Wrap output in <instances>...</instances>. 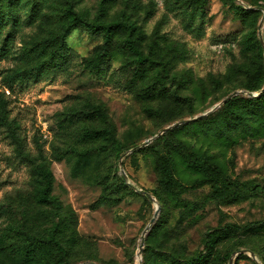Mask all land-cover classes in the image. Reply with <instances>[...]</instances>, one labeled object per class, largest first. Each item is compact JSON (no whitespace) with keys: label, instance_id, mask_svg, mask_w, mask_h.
<instances>
[{"label":"rangeland","instance_id":"1","mask_svg":"<svg viewBox=\"0 0 264 264\" xmlns=\"http://www.w3.org/2000/svg\"><path fill=\"white\" fill-rule=\"evenodd\" d=\"M68 2L88 22L131 24L136 45L162 60L166 70L147 64L135 70L123 31L114 36L108 68L96 70L91 58L102 39L76 28L64 39L63 68L8 85L7 74L16 68L46 60L40 42L65 27ZM100 2L40 0L30 13V4L20 1L14 35L4 42L8 24L1 29L0 117L6 113L15 131L0 126V264H137L142 231L156 211L140 264L150 252L193 253L207 231L223 226L241 230L223 239L217 253L230 252L229 260L233 251L251 248L255 258L236 254L232 264L260 263L264 119L254 120L245 111L241 124H226L231 110H240L237 99L249 96L237 94L201 119L126 150L168 125L205 113L242 90L255 69L264 70V52L258 56L254 46L259 30L264 39L262 12L249 18L233 7L264 6V1L107 0L103 9ZM251 32L248 49L244 39ZM161 156L169 161L168 176L160 172ZM39 165L52 174L54 203L37 199ZM121 170L134 189L118 184ZM53 223L65 253L48 238Z\"/></svg>","mask_w":264,"mask_h":264},{"label":"trees","instance_id":"2","mask_svg":"<svg viewBox=\"0 0 264 264\" xmlns=\"http://www.w3.org/2000/svg\"><path fill=\"white\" fill-rule=\"evenodd\" d=\"M20 1H24L30 4V13H33L38 8L40 0H0V32L2 31V27L8 24V35L5 36L4 42L15 33L16 27L19 22L15 7ZM106 1L107 0H101L100 9H103V4ZM233 7L235 11L243 12L249 18H257L258 13L262 8H264L262 3L259 2H256L254 5L250 4V6H248V9H244L242 6ZM63 15L66 21V25L61 30L60 34H49L40 42L39 47L40 50L47 55L46 60H38L33 66L25 69L16 68L15 70H13V72L7 74L6 83L8 85H11L16 80L19 82L33 81L43 71H51L53 72V74H55L60 68H63L66 65V60L68 57V48H66L65 46L64 39L70 33V31L76 28H81L90 35H98L102 39L101 44L98 46V50L93 54L91 58L94 66L93 68L96 70H100L101 68H108L111 61L110 47L114 41L115 34L120 31L125 32L124 43L128 51L132 55L131 60L132 65L134 66L133 68L135 70H138L139 67L143 64H147L149 66L159 65V71L166 70V64L162 62V60H158L145 55L142 50L136 45L135 40L132 38L133 26L131 24H128L127 22L121 20L88 22L83 19V17L77 12L73 4L70 2H68L64 6ZM253 34L254 33L251 32L249 37L247 39H244V47L251 49V46L248 45V41L251 37H253ZM254 46L257 55L262 56L264 50L261 46L260 40H257L254 43ZM263 84L264 70L257 68L251 73L249 82L243 87L242 90H247L252 93L258 90L260 92L256 97L249 96V98L246 99H237L239 100L238 103L240 104V110L237 108V106H235V108L231 110L230 117L226 122L228 127L235 128L236 126L241 124L243 121V113L245 111L249 114L248 116L252 117L254 120L255 118L264 119V89L262 90ZM161 87L163 88L164 86ZM231 100L233 99L227 100L226 103L223 104V106L229 104ZM201 118L202 117L197 119ZM188 122H184L182 124H186ZM0 126H3L8 132L12 130L15 131L13 127V120L9 119L8 115L4 112H2V116L0 117ZM219 131L223 132L224 129L219 128ZM109 132L110 137L112 138L113 142H115L116 140L113 136L112 127H110ZM115 154H117V157L119 158L122 156L119 147L115 148ZM168 162L169 161L165 156H161L159 169L160 172L165 176H168L170 173V166ZM34 172L36 173L37 179L39 181V186L36 189L37 199L43 203H54L56 201V197L50 194V190L52 187L51 172L43 165L37 166L34 169ZM118 184L124 186L125 188L127 186L132 188L130 184L127 183V181L123 178V176L118 178ZM56 230L57 224L53 223L48 229V238L55 244V247L58 251L65 253V249L61 246L60 242L54 236ZM238 230H241V228L238 226H223L220 228L212 229L210 231H207L206 235L202 238L201 248L195 250L193 253L168 254L161 251L150 252L143 256V264H228V257L230 252H226L224 255H220L217 253V247L223 239L236 235ZM144 249L147 250V248ZM247 250L252 251L255 256V250L251 248ZM240 256H242V253H239V257ZM259 264H264V260H261Z\"/></svg>","mask_w":264,"mask_h":264},{"label":"water","instance_id":"3","mask_svg":"<svg viewBox=\"0 0 264 264\" xmlns=\"http://www.w3.org/2000/svg\"><path fill=\"white\" fill-rule=\"evenodd\" d=\"M251 8H254V7H251ZM261 11H262V15H261V18H260V21H259V26H261V24H262L263 21H264V8H262ZM258 36H259V40H260L261 46H262V48H263V50H264V41H263V39H262V35H261L260 30L258 31ZM237 94H246L247 96H255V95H256V94H254V93H252V92H250V91H247V90H235V91L231 92L228 96L222 98V100H221L220 102L214 104V106L211 107V108H210L208 111H206L205 113H202V114H199V115H197V116H194L193 118H188V119H185V120H180V121H178V122H175V123H173V124H171V125H168V126L164 127V128H163L161 131H159L156 135H154V136H152V137H150V138H147V139L144 140V142H142L141 144H138V145H136V146H134V147H132V148H129V149L126 151V153H131L132 151H134V150H136V149H138V148H140V147H143V146L148 145V144H149V143H150V142H151L156 136H158L159 134H161V133L167 131L168 129H170V128H172V127L178 125V124H182V123H184V122L192 121V120H195V119H197V118H200V117L205 116V115L208 114L209 112H211V111L217 109L221 104L225 103L229 98H231V97H233V96H235V95H237ZM123 156H124V155H122V156L120 157V161H119V162H121V159H122ZM121 174H122L123 178L126 180V174L124 173L123 170H121ZM127 183H128V182H127ZM129 184H130V183H129ZM130 186H131L132 188H134L133 185L130 184ZM139 191L142 192L143 194H145L150 200L153 199L152 196H151L149 193H147V192H145V191H143V190H139ZM156 214H157V211L155 212L154 216L150 219L149 224H148L147 226H145L144 230L142 231L141 238H140V245H139L138 252H137V255H138V256L140 255V253H141V251H142V249H143V244H144V238H145V235H146L147 231L149 230L150 225L154 222ZM239 253H246V254H247L248 256H250L251 258H255L254 253H253L252 251L247 250V249H239V250H236V251H234V252L232 253V255H231V257H230V259H229V261H228V264H232V256H234V255H236V254H239ZM139 258H140V256H139ZM79 264H96V263H94V262H82V263H79ZM139 264H140V260H139ZM258 264H259V263H258Z\"/></svg>","mask_w":264,"mask_h":264},{"label":"bare ground","instance_id":"4","mask_svg":"<svg viewBox=\"0 0 264 264\" xmlns=\"http://www.w3.org/2000/svg\"><path fill=\"white\" fill-rule=\"evenodd\" d=\"M139 260H140V258L137 256V257H136V262H137V264H139Z\"/></svg>","mask_w":264,"mask_h":264},{"label":"built area","instance_id":"5","mask_svg":"<svg viewBox=\"0 0 264 264\" xmlns=\"http://www.w3.org/2000/svg\"><path fill=\"white\" fill-rule=\"evenodd\" d=\"M5 93L9 94V89H4Z\"/></svg>","mask_w":264,"mask_h":264}]
</instances>
